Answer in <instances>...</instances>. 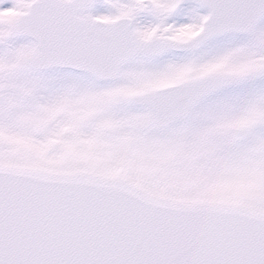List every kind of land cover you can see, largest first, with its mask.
Here are the masks:
<instances>
[{"label":"snow or ice","instance_id":"1","mask_svg":"<svg viewBox=\"0 0 264 264\" xmlns=\"http://www.w3.org/2000/svg\"><path fill=\"white\" fill-rule=\"evenodd\" d=\"M0 264H264V0H0Z\"/></svg>","mask_w":264,"mask_h":264}]
</instances>
